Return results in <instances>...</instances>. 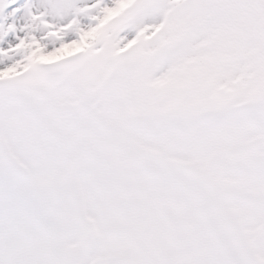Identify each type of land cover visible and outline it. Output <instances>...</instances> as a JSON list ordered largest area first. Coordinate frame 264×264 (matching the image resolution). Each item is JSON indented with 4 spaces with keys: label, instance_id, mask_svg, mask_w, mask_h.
<instances>
[{
    "label": "snow or ice",
    "instance_id": "6c2138e0",
    "mask_svg": "<svg viewBox=\"0 0 264 264\" xmlns=\"http://www.w3.org/2000/svg\"><path fill=\"white\" fill-rule=\"evenodd\" d=\"M0 264H264V0H0Z\"/></svg>",
    "mask_w": 264,
    "mask_h": 264
}]
</instances>
